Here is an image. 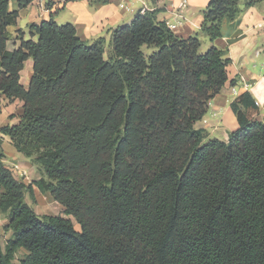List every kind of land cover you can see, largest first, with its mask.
<instances>
[{"label": "trees", "instance_id": "1", "mask_svg": "<svg viewBox=\"0 0 264 264\" xmlns=\"http://www.w3.org/2000/svg\"><path fill=\"white\" fill-rule=\"evenodd\" d=\"M23 7L30 0H18ZM240 0H209L202 31L214 40ZM257 0H247L245 6ZM0 0V93L23 102L0 127L42 176L25 183L0 149V264H264V118L248 91L231 103L238 128L206 138L195 123L228 80L223 51H200L154 11L138 10L105 39L83 41L53 16L8 49L18 11ZM150 49L146 55L143 47ZM32 58L28 87L20 71ZM33 186L64 214L38 216ZM26 255L14 262L17 250Z\"/></svg>", "mask_w": 264, "mask_h": 264}, {"label": "crops", "instance_id": "2", "mask_svg": "<svg viewBox=\"0 0 264 264\" xmlns=\"http://www.w3.org/2000/svg\"><path fill=\"white\" fill-rule=\"evenodd\" d=\"M246 1H239L241 12L236 18L222 19L220 36L210 40L201 29L203 11L209 0H30L23 7L19 6L18 0H9V10H17L18 17L16 24L7 27L8 49L16 48L21 38L36 40L37 35L31 36L29 25L38 24L50 16L58 24L64 22L74 25L77 35L87 43L104 37L108 44L106 53L111 50L112 31L124 24L134 9L154 11L156 19L164 22H175L179 14H183L185 21L172 31L183 38L198 36L201 39L200 51L201 47L215 46L229 60L228 80L209 101L203 117L195 123L196 128L205 131L206 138L227 140L229 133L238 128L231 103L240 93L248 91L251 94L259 107L256 118H264V0L248 7L245 6ZM32 64V60H27L20 72V83L24 87H28ZM233 88L236 93H233ZM22 105V100L8 99L0 93V127L16 124L22 114ZM203 119L206 121L203 122ZM10 144V137L0 132V149L6 160L7 155H12L17 161L15 151L6 149V145ZM26 160L22 162L23 165H28L30 159ZM1 214L4 215L5 225L8 222L7 213ZM7 231L12 233L11 230Z\"/></svg>", "mask_w": 264, "mask_h": 264}, {"label": "rangeland", "instance_id": "3", "mask_svg": "<svg viewBox=\"0 0 264 264\" xmlns=\"http://www.w3.org/2000/svg\"><path fill=\"white\" fill-rule=\"evenodd\" d=\"M258 1L259 0H257L256 2H258ZM137 10H138V8L134 9V11L132 13H129V14L127 13L131 17H129L125 23L130 22V20L132 19L134 14L137 12ZM181 15H183V14H181ZM184 18H185V16H184ZM59 24H64V22L59 23ZM199 40L201 42L200 38H199ZM107 45L108 44L105 43V48ZM142 49L146 55H148L151 51L150 49H148L145 46ZM201 49H202L201 51H206L208 48L203 49L201 47ZM104 56H105V58H107L109 56V52L104 53ZM27 60L30 61V60H32V58L31 57L27 58L24 62V65H25ZM6 149H7V151H9V150L15 151V153L18 157V160H22V161H18V160L15 161L16 159L14 157H12V155H7V160H6V156L4 155V163L7 166L13 167V164H16L17 168H19V171L18 172L15 171V173H14L16 178H18L19 180H23L25 183L29 184V183H32L33 181L39 179L42 176L41 169L34 165L33 160H29L28 165H23L24 163L22 164V162L26 160V158L23 154L17 152L16 149L11 144L6 145ZM21 173H23V174H21ZM22 175H25V176H22ZM33 198L34 199H32L28 193L25 195L26 202L33 208V210L36 212V214L38 216L42 217L43 215H56V216H63L65 218H70L71 221L73 222L75 228L79 229V226L75 222L73 217L64 214L63 206H61L59 203L54 201L52 196L50 195V193H46V192L42 193V192H40V190L36 186H33ZM3 216L4 215L1 214V212H0V234H1L2 246L5 245L6 240L11 236V233L9 231H6L3 229V226H2V225H4L3 224L4 223L3 222V220H4ZM7 220H8V218H7ZM25 255H26V251L24 249L17 250V252L15 254L14 262L18 263Z\"/></svg>", "mask_w": 264, "mask_h": 264}, {"label": "built area", "instance_id": "4", "mask_svg": "<svg viewBox=\"0 0 264 264\" xmlns=\"http://www.w3.org/2000/svg\"><path fill=\"white\" fill-rule=\"evenodd\" d=\"M142 12L144 11V9H142L141 10ZM185 21V18H184V16L183 15H181V14H179V18L175 21V22H170V21H165V23H166V25L168 26V28L170 29V30H174L178 25H181L183 22ZM245 86H246V84H245ZM233 93H236V90L233 88ZM209 103V102H208ZM257 103V102H256ZM258 104V103H257ZM203 122H205L206 120L205 119H203L202 120ZM13 170H14V172L15 171H19V168H17V165L16 164H13ZM21 174H23V173H21ZM22 176H25V175H22Z\"/></svg>", "mask_w": 264, "mask_h": 264}]
</instances>
